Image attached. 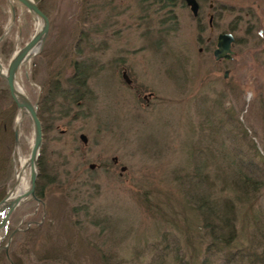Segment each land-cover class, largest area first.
<instances>
[{
    "label": "rangeland",
    "instance_id": "374dc122",
    "mask_svg": "<svg viewBox=\"0 0 264 264\" xmlns=\"http://www.w3.org/2000/svg\"><path fill=\"white\" fill-rule=\"evenodd\" d=\"M34 1L48 17V34L20 68L17 84L41 118L38 159L46 178L39 185L42 198L36 196L40 203L23 202L0 233V264H13V257L22 264H101L100 256L109 252L126 260L137 253L146 264L151 244L164 231L176 234L177 252L160 264H175V256L198 264L205 245L198 230L188 246L171 229L197 222L180 176L190 172L194 151L207 149V129L224 112L227 128L235 129L239 120L235 125L247 130L264 158V0H200L204 32L179 0H170V7L155 0ZM210 3L213 32L207 25ZM13 6L14 14L10 2L0 0L4 69L37 27L24 7ZM227 32L234 36L233 58L215 61L216 38ZM122 66L135 89L123 81ZM79 70L87 76L77 92L81 102L63 103L61 95L53 100L50 89H73L67 83ZM5 90L0 79V108L7 111L14 103L9 92L3 98ZM148 94L146 103L142 97ZM18 130L8 190L19 156L29 157L33 143L27 117Z\"/></svg>",
    "mask_w": 264,
    "mask_h": 264
},
{
    "label": "trees",
    "instance_id": "16d2710c",
    "mask_svg": "<svg viewBox=\"0 0 264 264\" xmlns=\"http://www.w3.org/2000/svg\"><path fill=\"white\" fill-rule=\"evenodd\" d=\"M171 2L155 0L153 3L170 7ZM86 80V74L79 70L69 79L67 85L69 88L82 87ZM57 89L59 88L50 89V93L54 91L53 100L59 95L63 103L68 100L74 104L83 99L82 94L77 93L79 90L71 88L69 91H63L64 94H61L62 92L59 94L56 92ZM1 95L5 98L8 91L5 90ZM15 111L12 102L7 111L0 108V200L5 196L13 177L11 149L12 117ZM226 113L219 118L218 125L217 123L212 125L210 122L211 126L207 129L210 143L207 149L205 147L203 150H195L190 172L186 171L182 177L180 176L188 186L186 196L190 201L187 207L192 208L191 218L197 222L195 224L186 222L187 225H184L183 229L176 225L171 229L184 235L188 246H191L189 238L198 230L197 236H194L205 242L198 255V264H264V158L257 150L256 144L248 137L247 130L235 125L240 124L239 120L233 124L235 129L227 128L226 124H229L230 118L226 117ZM37 117L41 121L38 112ZM226 155L230 157H225ZM37 161L39 174L35 193L37 198L41 199L43 194L39 192V185L45 180L46 175L41 166L42 161L40 159ZM240 221L244 222L247 228L242 224L239 226ZM246 229L247 233L244 232ZM176 239L177 236L175 233L172 234V231L162 232L159 240L151 244L149 250L151 258L146 264L165 263V259L171 253L176 254ZM172 260L175 264H189L177 256ZM100 262L144 264L138 259L137 253L131 260H126L109 252L100 256ZM13 264H22L21 259L13 257Z\"/></svg>",
    "mask_w": 264,
    "mask_h": 264
},
{
    "label": "water",
    "instance_id": "95a60500",
    "mask_svg": "<svg viewBox=\"0 0 264 264\" xmlns=\"http://www.w3.org/2000/svg\"><path fill=\"white\" fill-rule=\"evenodd\" d=\"M10 2V11L11 13L14 12L13 2H17L22 7H24L30 15L35 18V20H39L41 22V27L38 31H35V34L31 37V39L25 43V46L14 53V56L8 63V67L6 69L5 75L2 74L4 68L0 63V79L6 80V86L8 88L9 97L12 99L15 108L20 112V119L23 120L24 117L30 120L32 129H33V143L30 148V155H29V188L26 192L21 193V195L15 196L13 193L15 192L16 188V180L15 184L10 187V189L5 193V196L0 200V233H5L7 229V225L10 219L11 213L16 210L18 207L22 206V203L25 201H32L34 200L36 203H40V200L36 198L35 188H36V180L38 177L37 172V159L40 154V147L42 144V129H41V121L37 117V108L36 104H33L29 97H26L25 94L17 87V74L20 68L26 63L35 57L36 55H32V51L35 49L36 46H39L38 51L44 45V41L47 36V32L49 29V21L48 17L45 12L41 11L38 6V3L34 0H7ZM185 4L190 8L192 15L197 14L198 4L196 0H185ZM14 14V13H13ZM5 33L0 36V42L5 37ZM233 43H234V36L231 33H219L216 38V48L213 51L212 56L214 57L215 61H228L233 58ZM37 51V52H38ZM36 52V53H37ZM227 73L224 74V78H227ZM124 80L130 84L129 80L127 79L126 74H123ZM20 121V122H21ZM19 125L14 126V141L15 146L18 145V137H19ZM82 144L87 143V137L84 134L78 137ZM93 165H91V168ZM16 232L14 230L12 234L9 236L10 238L7 241V244L4 246L6 252L8 250V245L11 242L12 235ZM11 263V261H9Z\"/></svg>",
    "mask_w": 264,
    "mask_h": 264
},
{
    "label": "flooded vegetation",
    "instance_id": "af4514ba",
    "mask_svg": "<svg viewBox=\"0 0 264 264\" xmlns=\"http://www.w3.org/2000/svg\"><path fill=\"white\" fill-rule=\"evenodd\" d=\"M180 1V3L182 4V5H184V6H186L187 8H188V10H189V12H191L190 11V8L185 4V0H179ZM199 1L200 0H196V2H197V4H198V10H197V14L196 15H192V13H190L192 16H193V19L195 20V23H196V25H199L200 26V29H201V31L202 32H204L205 31V27H204V25H203V22H202V20H201V12H202V6H201V4H199ZM214 8H215V6H214V4H212V3H210L209 4V6H208V10H209V12L207 13V16H208V19H207V25H208V29H209V31L210 32H213L214 31V24H215V19H216V14H214ZM120 72H121V75H122V79H123V81L127 84V86L131 89V90H133V89H135V85H134V82H132L131 80H130V78H129V76H128V72H127V68L126 67H124V66H122L121 68H120ZM126 74V76H127V79L129 80V82H130V84H128L125 80H124V78H123V74ZM75 76V74L72 76V77H74ZM71 77V78H72ZM75 88H77L76 86L73 88V90H80V88H81V86L80 87H78L77 89H75ZM140 97V96H139ZM152 97V94H148V96H144V97H142V99H143V101L144 102H148V100H149V98H151ZM113 165H116L117 164V158L115 157L113 160ZM97 167V165H93V167L91 168V165L89 166V169H91V170H95V168ZM123 170V169H122Z\"/></svg>",
    "mask_w": 264,
    "mask_h": 264
},
{
    "label": "bare ground",
    "instance_id": "6f19581e",
    "mask_svg": "<svg viewBox=\"0 0 264 264\" xmlns=\"http://www.w3.org/2000/svg\"><path fill=\"white\" fill-rule=\"evenodd\" d=\"M36 21H37V27H36L35 31H38L41 27V22L39 20H36ZM38 48H39V46L35 47V49L32 51V55H36ZM5 72H6V69L3 70L2 74L5 75ZM17 87H19L18 84H17ZM19 89L22 91L21 87H19ZM16 118H17L16 123H17V125H19L20 121H21L20 112L17 114ZM28 159H29V157H22V156H19V158H18L19 162H18L17 169L15 170L16 171L15 179H16L17 184H16L15 192L13 193L14 195L12 196V198L15 196L21 195V193L26 192L29 188L30 172H29V161H28ZM28 176H29V178H28Z\"/></svg>",
    "mask_w": 264,
    "mask_h": 264
}]
</instances>
